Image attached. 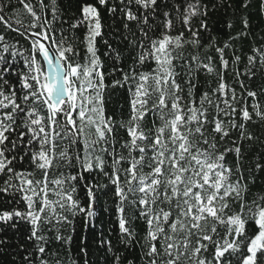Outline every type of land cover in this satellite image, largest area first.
Returning a JSON list of instances; mask_svg holds the SVG:
<instances>
[{"label":"snow or ice","instance_id":"obj_1","mask_svg":"<svg viewBox=\"0 0 264 264\" xmlns=\"http://www.w3.org/2000/svg\"><path fill=\"white\" fill-rule=\"evenodd\" d=\"M0 264H264V0H0Z\"/></svg>","mask_w":264,"mask_h":264},{"label":"trees","instance_id":"obj_2","mask_svg":"<svg viewBox=\"0 0 264 264\" xmlns=\"http://www.w3.org/2000/svg\"><path fill=\"white\" fill-rule=\"evenodd\" d=\"M121 105H123L125 112L127 111L126 99L123 95H118L113 98V102L110 105V111L119 112Z\"/></svg>","mask_w":264,"mask_h":264}]
</instances>
